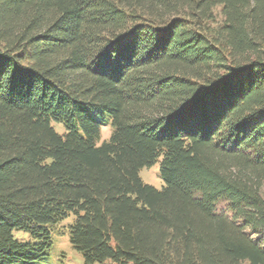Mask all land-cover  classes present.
<instances>
[{
    "label": "trees",
    "instance_id": "trees-1",
    "mask_svg": "<svg viewBox=\"0 0 264 264\" xmlns=\"http://www.w3.org/2000/svg\"><path fill=\"white\" fill-rule=\"evenodd\" d=\"M263 190L264 0H0V264H264Z\"/></svg>",
    "mask_w": 264,
    "mask_h": 264
},
{
    "label": "rangeland",
    "instance_id": "rangeland-1",
    "mask_svg": "<svg viewBox=\"0 0 264 264\" xmlns=\"http://www.w3.org/2000/svg\"><path fill=\"white\" fill-rule=\"evenodd\" d=\"M53 126L58 133L63 134L65 132V127L62 123H54ZM111 133L112 129L110 126L104 127L100 143L109 139ZM160 161L161 160L153 166L145 167L140 171L142 180L158 190H162L165 186V182L162 180L160 174ZM224 206L225 204H221L219 208ZM74 219L75 216L72 215L65 221L56 225V227H53V247L49 252V256L38 264H86L83 255L73 248L70 241V225L74 223ZM13 234L16 240L30 241L32 239L31 235L26 231L16 230Z\"/></svg>",
    "mask_w": 264,
    "mask_h": 264
}]
</instances>
